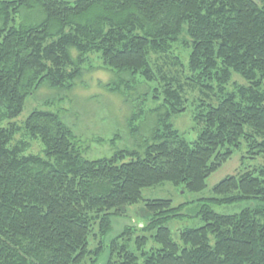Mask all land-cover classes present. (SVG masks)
I'll return each instance as SVG.
<instances>
[{"label":"trees","instance_id":"obj_1","mask_svg":"<svg viewBox=\"0 0 264 264\" xmlns=\"http://www.w3.org/2000/svg\"><path fill=\"white\" fill-rule=\"evenodd\" d=\"M22 11L39 19L18 22ZM93 54L155 85L157 126L137 151L90 160L59 114L16 122L42 86L72 90ZM235 77L245 84L229 90ZM185 87L201 92L191 142L171 122L187 110ZM244 146L264 156V0H0V264H99L107 252L104 264H264V166L217 184L197 213L204 225L179 242L167 224L185 205L142 195L165 183L201 192ZM143 201L140 231L159 248L132 227L107 245L112 219ZM233 205L244 207L214 210Z\"/></svg>","mask_w":264,"mask_h":264},{"label":"rangeland","instance_id":"obj_2","mask_svg":"<svg viewBox=\"0 0 264 264\" xmlns=\"http://www.w3.org/2000/svg\"><path fill=\"white\" fill-rule=\"evenodd\" d=\"M73 3L76 0H68ZM39 19L27 11H22L20 19ZM75 55V53H74ZM173 55L180 58L187 65L189 51L181 44L174 47ZM89 62L84 66L81 78L72 90H53L49 86H42L27 99L23 113L16 122H24L34 110H44L59 114L64 123L71 128L78 139L79 146L85 150L84 157L94 160L108 158L120 150H139L138 146L144 139L151 137L157 126V114L154 108L160 103L153 99L154 84L144 82L140 77L131 79L119 76L116 72L104 67L97 54L89 56ZM119 84V87L117 84ZM116 84V85H115ZM244 85L245 81L235 77L229 90L235 85ZM188 98L186 112L171 119L175 128L184 134L189 142L198 136V127L193 120L197 100L201 92L196 87H185ZM162 102V101H161ZM137 120L132 123V119ZM39 143H33L31 152L40 153ZM264 166V156L251 158L244 146L235 151L233 156L207 180V188L201 192H189L184 186L176 187L170 183L146 188L142 191L144 200H171L173 207L185 205L181 218L169 221L173 238L179 242V234L187 228H199L204 222L198 217L204 200L215 196L214 187L228 176H236L256 167ZM146 202L126 207V216L112 219V233L104 239L107 245L119 236L127 227L138 231L135 236L149 237L146 247L159 248L149 233L141 232V227L148 225L151 214L145 207ZM244 205L215 207L219 214L232 215L239 213ZM129 249L135 251V245L130 243ZM108 252L100 260L104 264L108 259Z\"/></svg>","mask_w":264,"mask_h":264}]
</instances>
